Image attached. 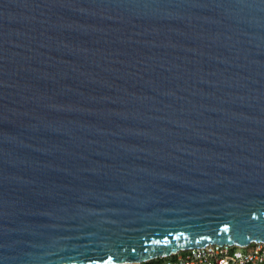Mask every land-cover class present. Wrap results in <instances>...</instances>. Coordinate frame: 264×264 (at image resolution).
Here are the masks:
<instances>
[{
    "label": "water",
    "instance_id": "water-1",
    "mask_svg": "<svg viewBox=\"0 0 264 264\" xmlns=\"http://www.w3.org/2000/svg\"><path fill=\"white\" fill-rule=\"evenodd\" d=\"M252 243L264 0H0V264Z\"/></svg>",
    "mask_w": 264,
    "mask_h": 264
},
{
    "label": "built area",
    "instance_id": "built-area-1",
    "mask_svg": "<svg viewBox=\"0 0 264 264\" xmlns=\"http://www.w3.org/2000/svg\"><path fill=\"white\" fill-rule=\"evenodd\" d=\"M141 264H264V244L246 247L209 244Z\"/></svg>",
    "mask_w": 264,
    "mask_h": 264
}]
</instances>
